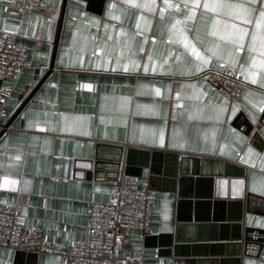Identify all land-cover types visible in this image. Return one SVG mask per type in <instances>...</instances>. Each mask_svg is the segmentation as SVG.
Returning a JSON list of instances; mask_svg holds the SVG:
<instances>
[{"label": "crops", "instance_id": "crops-1", "mask_svg": "<svg viewBox=\"0 0 264 264\" xmlns=\"http://www.w3.org/2000/svg\"><path fill=\"white\" fill-rule=\"evenodd\" d=\"M61 1L47 0L52 11L38 14L0 0V37L12 35L28 54L26 69L4 83L9 96L0 126L23 107L0 136V208L17 211L24 233L40 229L46 241L69 249L85 238L88 205L114 202L126 171L155 196L147 234L131 230L122 246L129 264H264L263 244L257 249L264 239L259 12L245 24L235 9L204 4L247 6V0H68L46 75ZM233 24L248 30L239 43L233 42L239 36ZM211 71L246 85L235 103L203 76ZM113 147L131 166L125 161L112 169L113 162L104 160L109 167L94 170L96 154L120 156ZM158 151L178 155L182 172L173 183L150 181L148 169H131L145 152ZM197 159L226 161L243 171L241 177H204ZM225 198L243 202L241 235L247 241L228 242L231 247L218 250L227 252L222 257H211L209 243L197 239L180 243L177 257L174 243L161 245L174 237L178 221L221 220ZM194 244L207 247L198 251ZM19 252L1 249L0 264H79L44 254L18 260Z\"/></svg>", "mask_w": 264, "mask_h": 264}, {"label": "built area", "instance_id": "built-area-1", "mask_svg": "<svg viewBox=\"0 0 264 264\" xmlns=\"http://www.w3.org/2000/svg\"><path fill=\"white\" fill-rule=\"evenodd\" d=\"M11 5L22 12L43 14L52 11L47 0H11ZM27 58L26 49L16 45L12 35L0 37V118L5 116L2 105L9 96V89L4 83L26 69ZM203 76L230 103H235L240 92L246 88L237 79L216 72H206ZM154 201L155 196L146 187L140 188L136 177L123 172L118 180L114 202L88 205L89 222L85 238L69 249L46 241L40 229L24 233L17 224V211L0 208V250L37 256L58 255L79 264H129L130 258L120 255L122 246L131 230L147 234ZM62 229L66 230L67 226L63 225Z\"/></svg>", "mask_w": 264, "mask_h": 264}, {"label": "water", "instance_id": "water-1", "mask_svg": "<svg viewBox=\"0 0 264 264\" xmlns=\"http://www.w3.org/2000/svg\"><path fill=\"white\" fill-rule=\"evenodd\" d=\"M68 0H62L60 11H59V17L57 22V28H56V34L53 44V52H52V60L51 64L49 66V70L47 71L46 75L50 73V71L53 69L54 66V59L56 55V51L58 48L59 38H60V32L62 28L63 18L65 14V8L67 5ZM45 75V77H46ZM44 79V78H43ZM43 80H40L39 83L35 86V88L32 90V92L29 94L31 96L36 89L40 86ZM1 83V82H0ZM23 107V104L15 111V113L11 116L10 120L2 127L0 130V136L5 132V130L9 127L10 121L20 112L21 108ZM261 123L264 120H260ZM102 146H99L98 149H100ZM111 152H120L122 151L121 148L113 147L110 149ZM145 158L139 159L140 165L138 168H133L134 171L137 173H140L143 168L148 169L149 171V180L150 181H158V177H163L166 181L172 182L175 181L177 174H180L182 171V167L178 158L177 154H172L168 152H145ZM108 160L112 161L113 163L105 164L102 163V161ZM198 161V175H202L204 177L207 176H220V177H241L242 169L238 166L222 161V160H213V159H197ZM126 161V162H125ZM122 162H125L126 165L131 166L129 157L123 156V154H120V156H110V157H104L100 154H96V157L94 159V162H92V166L94 170L102 169V167H107L110 165V167L113 169H120L122 167ZM129 163V164H128ZM179 165V166H178ZM109 167V166H108ZM124 173H127L126 171H123ZM128 174V173H127ZM224 204L222 203V207L224 209V216L221 220L216 221L213 219L207 220V221H197L195 219H191L188 221H178V224L175 226V233L174 237L171 235L168 236L166 242L164 244L161 242V245L164 247H169L174 243V253L175 256L180 255V250L182 249L181 246L184 243L183 241L187 242H194V239H197V243H209L208 247L210 248V256L211 257H222L224 254L222 251H218L222 248H229L231 247L228 242L232 243H239L244 240H248L246 237L242 238L241 235V222L243 221L242 215V204L240 200H233L231 198L223 200ZM237 207L238 211L235 214H231L232 208ZM236 223V224H228V223ZM238 223V224H237ZM240 228V229H239ZM250 232V231H247ZM246 235V234H245ZM264 242V239H260L257 244L258 251L262 249V244ZM240 244V243H239ZM195 249L202 250L203 248L207 247V245H201V244H194L193 246ZM240 247V246H239ZM217 252H220L219 255L216 256V254L212 253L213 250ZM178 251V253H176ZM213 255V256H212ZM18 260H22V256H25L27 260L33 259L35 256L33 254H26L23 252L18 253ZM195 261V260H194ZM28 263V262H27Z\"/></svg>", "mask_w": 264, "mask_h": 264}, {"label": "snow or ice", "instance_id": "snow-or-ice-1", "mask_svg": "<svg viewBox=\"0 0 264 264\" xmlns=\"http://www.w3.org/2000/svg\"><path fill=\"white\" fill-rule=\"evenodd\" d=\"M205 8L212 7L213 10L216 9H223V8H229V9H235L237 10L235 12V18L242 20L245 24L251 23V13L253 11H258L259 16L256 18L255 23L257 27H260L262 23H264V0H260L259 4H257V0H247V6L244 4H213L209 5L208 3L204 4ZM228 15H232V13H227ZM232 28L236 29L237 32L239 33V36L236 41H233L234 43H239L240 40H242L243 36L247 33L246 28L242 27H237V25L233 24L231 25ZM252 38L253 41L256 40V34L255 32L252 33ZM250 47H254V45H250ZM239 48H237V51ZM260 51L261 55H264V37L261 38V43H260ZM262 64H264V61H262ZM256 80H253L252 83H256ZM261 88H264V84H260Z\"/></svg>", "mask_w": 264, "mask_h": 264}]
</instances>
